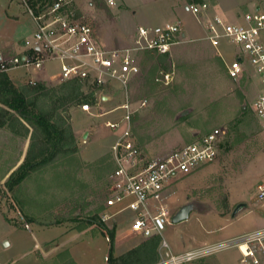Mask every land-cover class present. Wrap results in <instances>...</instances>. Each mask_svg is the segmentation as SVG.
<instances>
[{
  "label": "rangeland",
  "instance_id": "1",
  "mask_svg": "<svg viewBox=\"0 0 264 264\" xmlns=\"http://www.w3.org/2000/svg\"><path fill=\"white\" fill-rule=\"evenodd\" d=\"M128 1L130 8L123 7L121 0H114L113 5H109L106 0H77L72 9L79 21L93 23L96 27V42L100 48L105 49L115 47L116 40L123 38L129 45L131 40L137 39L140 26H152L166 21L181 23L189 35H204L197 16L186 10L183 1ZM28 9L24 0H0V44L5 40L20 49L26 40L28 48L35 46L33 33L37 31L38 25L34 15L28 14ZM171 50L172 54L165 55L164 59L151 53L137 55L140 74L131 77L126 86L118 81H108L99 88L86 81L81 88L84 103L72 109H60L65 124L71 128L69 134L72 132L76 137V143L72 140L65 142L68 151L74 147L78 149L76 162L45 165L31 172L13 191L9 189L7 181L15 172L11 170L12 165L17 163L22 154L17 143L21 146L25 141L27 144L24 162L32 144L33 128L23 121L29 129L28 135L15 134L8 128L0 129V262L102 264L110 251V245L113 249L115 247L116 252L113 253L117 254L128 249L130 251L147 241L132 232L131 214L128 211L106 222L102 218L105 213L112 215L116 212V209H105L110 187L108 178L114 170L110 152L118 135V132L107 126V121H121L126 110L118 109L110 114L107 112L124 104L126 97L129 100V111L133 114L134 135L147 159L163 157L216 128L224 131L215 161L194 173L178 174L168 182L170 196L165 205L169 206L172 217L182 206L194 200L199 201L207 211L223 212L229 210L231 195L239 197L244 194L243 197L249 199L258 198L257 185L264 183V130L256 121L251 108L254 91L250 76L238 80L228 77L225 64L235 59L234 47L222 44L217 49L224 61L218 56L217 50L201 38L187 39ZM26 70L29 74L25 73ZM42 71L47 72L48 78L42 81L50 88L61 85L58 63L47 61ZM43 72L34 67L22 68L12 78L26 84L32 80L38 81H27V77L40 76L39 73ZM92 92L94 95H91ZM101 95L111 97L112 100L102 101ZM92 96L99 97L97 103L101 107L94 105ZM86 104L91 105V112L82 109ZM185 110H188V115L181 117L180 114ZM85 134H88L86 138ZM13 139L17 142L14 145L10 141ZM22 197L27 199V203L35 205L33 209L36 211L41 205V212L37 211L39 215L24 213L20 203ZM257 204H254L255 213L261 212L264 206L262 202ZM154 205L159 206V203L155 202ZM19 211L25 223L28 222V216L40 219L45 227L35 222L25 224ZM6 214L12 222H23L22 227L8 223ZM113 220L118 221L117 226L113 225ZM223 223L228 227L220 231ZM116 227L118 236L113 239L111 233L117 234ZM244 229L245 223L241 227L231 222L230 218L221 220L209 212L193 211L181 223L173 224L171 219V224L167 225L160 240L165 239L170 250L178 254L189 249H201V245L206 242H218L212 246L220 244V241L226 243L235 239L226 238ZM72 234L76 236L70 237ZM124 234L135 237L131 249L127 247L130 246L129 240H121ZM131 236L128 238L133 239ZM62 242L68 244L61 247V255L51 257L53 255L44 252L47 257L39 258L38 251L41 248L46 250V247ZM213 254L191 264H211ZM225 257L234 260V264H246L240 262L243 258L237 252H223L214 259L218 261Z\"/></svg>",
  "mask_w": 264,
  "mask_h": 264
},
{
  "label": "built area",
  "instance_id": "2",
  "mask_svg": "<svg viewBox=\"0 0 264 264\" xmlns=\"http://www.w3.org/2000/svg\"><path fill=\"white\" fill-rule=\"evenodd\" d=\"M74 0H54L43 13L34 15L38 29L34 32L36 41L28 52L0 61V71L9 72L18 68L34 67L42 70L47 61L59 64V81L83 80L98 86L108 81H118L126 86L131 76L140 73L136 56L142 51L161 54L184 41L180 24H165L156 27H139L138 37L123 48H100L95 39V30L87 21H78L70 17L68 10ZM109 5L114 0H107ZM191 12L202 16L208 8L206 3L190 5ZM264 12L256 11L244 16V23H227L219 17L206 24V40L214 47L228 44L239 51V56L227 65L228 76L238 80L250 75L257 77L261 89L251 104L253 113L264 130ZM249 64L250 66H247ZM32 80L30 83L35 84ZM97 104V103H96ZM96 107H101L99 104ZM82 109L91 112L90 104ZM114 109V110H113ZM107 112L125 109L121 121H107V126L118 132L112 147L115 168L109 176V195L106 208H116L112 215L103 214V221L114 218L118 213L131 211L134 216L131 230L145 238L162 236L167 225L171 224L172 214L165 205L169 195L168 182L178 174L187 175L205 164L212 163L218 156L219 143L224 131L216 128L190 144L181 146L169 154L147 159L138 145L133 132V120L129 111V102ZM258 197L264 201V183L257 185ZM155 202L159 206L154 205ZM264 229L235 238L226 243L205 248L174 253L165 239L161 249L165 251L162 259L154 264H191L212 252L238 246L245 260L256 258L258 249L264 251ZM245 247V249H243ZM214 255V254H213Z\"/></svg>",
  "mask_w": 264,
  "mask_h": 264
},
{
  "label": "trees",
  "instance_id": "3",
  "mask_svg": "<svg viewBox=\"0 0 264 264\" xmlns=\"http://www.w3.org/2000/svg\"><path fill=\"white\" fill-rule=\"evenodd\" d=\"M26 2L29 9L35 15H39L49 8L54 0H26ZM160 57L164 59L166 56L160 55ZM84 83L87 82L71 80L53 88L44 81L21 84L7 72L0 71V104L3 105H0V129L8 128L15 134L28 135L29 129L24 126L23 121L33 128L32 144L27 156L7 181L10 190L13 191L19 183L29 177L31 172L45 165L76 162L78 149L74 147L68 151L65 144L66 140L76 143V137L72 132L69 134L71 128L65 124L66 120L62 117L60 109L61 107L72 109L84 103L85 98H81V88ZM91 95L94 93L92 92ZM91 101L96 103L93 96ZM5 218L12 225L18 227L23 225V222L21 224L12 222L7 214ZM26 219L28 222L34 221L28 216ZM111 237L115 238L114 232L111 233ZM160 242V236H155L121 256H115L111 247L108 264H154L160 260L158 252Z\"/></svg>",
  "mask_w": 264,
  "mask_h": 264
},
{
  "label": "crops",
  "instance_id": "4",
  "mask_svg": "<svg viewBox=\"0 0 264 264\" xmlns=\"http://www.w3.org/2000/svg\"><path fill=\"white\" fill-rule=\"evenodd\" d=\"M25 1L26 0H24V2ZM76 1L77 0H74V2L72 3V5L70 6V9L68 11L72 13V15H69L70 17H72L75 20H78V18H76L77 17L76 12L74 11V9H72L73 7H75ZM180 1H183L186 4V6H185L186 7V10H188L189 12H191V10L189 8L190 5H201V4H204V3H206L208 5V8L206 10H203L202 16L197 17V20L199 22L198 23L199 26L201 27V29L203 28V30H204V35H202L200 37H195V36L189 35L188 32L185 30V28L182 26L181 23H174V22H170V21H166V22H163V23L155 24V25H152V26H147V25H145V26H147V27H156V26H162V25H165V24H168V23H171V24H180L182 26V38L184 39V41L187 40V39H190V40L194 39V40H196L198 38H201L203 40H206L205 39L206 38V24H207V22L213 20L215 17H219V18H221L222 20H224L227 23L241 24V23H244V16H245V14L251 13V12H256V11L264 12V0H180ZM121 4L125 8H130L131 7L128 0H121ZM27 12H28V10H27ZM29 13H30V11L28 12V14ZM87 22L94 28L95 35H96V27L93 25V23H91L89 21H87ZM140 27H142V26H140ZM191 31H192V33H195L193 30H191ZM33 35H34V33H33ZM262 39L264 41V33L262 35ZM1 40L2 39L0 38V42H1ZM132 41L133 40H131V42H129V45L132 43ZM2 42L3 43L0 44V61L3 60V59H6L7 57L10 58L12 56H17V55L24 54V53L28 52L29 49L32 48V47H30V48L27 47L28 42L26 40L23 41L22 47L20 49H17V47L14 44L9 43V42H6L5 40L2 41ZM129 45H128V42L126 43V40H124V38H123V39L118 40V41L116 40L115 47H112L111 46V47H106V48H108V49L120 48V47L123 48V47H127ZM226 45H228V44H226ZM214 49L217 50L218 48H214ZM233 51H234V58L236 59L237 56H239V51L235 47H234V50ZM143 53L144 54L151 53V54H156V55H171L172 54V50H170V52L165 53V54H161V53H157V52H151V51H142L138 55H141ZM217 54H218V56L221 59H223L222 54L219 53L218 50H217ZM223 61H224V59H223ZM225 65L227 66L228 64H225ZM21 70H22V68L21 69L18 68L16 70L10 71L9 74L12 77H14V74L15 75H18ZM226 70H227V67H226ZM46 71L48 72V70H46ZM46 71L43 72L42 70H39V72H43V73H39L40 76H36V77L35 76H32L30 78L27 77L26 80L29 81L30 79H38V81H39L41 79V81L42 80L45 81V80L48 79V78H46V74H47ZM22 73H24V72H22ZM25 73L26 74H29V71L26 70ZM249 73H250V75H249L250 76V80L252 81V82L251 81L250 82L253 85L251 88L254 91V93H253V95H254L253 96V101H254V99L257 97L258 93L260 92V89H261L260 87L261 86H259L260 83H259L257 77L255 76V74H253V72L251 70H250ZM252 75H254V76H252ZM135 76H137V75H135ZM135 76H131V77H135ZM246 76H248V75H246ZM244 78H245V76L242 77V79H244ZM61 83H63V82H61ZM103 86L104 85H101V86H98V87L100 88V87H103ZM95 97H96L95 98V102L97 103L99 97H97V96H95ZM101 98H102V95H101ZM127 101L129 102L128 98L126 97V102ZM105 102H109V101H105ZM96 103L94 105L99 104V103H97V104ZM254 117H255L256 121L258 122V124L260 125V123L257 120L255 114H254ZM87 135L88 134H85L84 138H86ZM198 137H201V136L199 135ZM197 138H195L194 141ZM116 139H117V137L115 138V141H116ZM10 141H11L12 145H14L15 143H17L16 140H14V139L13 140H10ZM18 141H19V139H18ZM17 145H18L17 148L18 147L20 148V151H22V154L20 153L19 157L17 156L18 157V159H17V163L18 164L15 163L14 165H12L13 168L11 170H14V171H16L17 170L16 167L20 166L21 163L23 162V158H24V156L26 154V151H27V144L25 143V141L21 144V146L18 143H17ZM262 152H263V155H264V149H262ZM110 161L112 162V165L115 168V162H114V159H113L112 149H111V152H110ZM205 165H203L202 167H204ZM202 167H200L199 169H201ZM192 173H194V172H192ZM108 180H109V178H108ZM169 192H170V190H169ZM243 196H244V194L240 195L239 197H237V196H234L233 197L231 195L230 196V199H229V208H228L229 210L228 211H223V212L207 211L206 209H203L202 208L203 205H201L199 201L194 200L195 202H197V206H196V209L194 211L201 212V213L209 212L210 214L217 216L221 220H226V219L230 218L231 219V222L238 223V224H240L241 227H242V224L245 223V229H244V231L241 230L239 233H236L232 237H228L225 240L232 239V238H238V237L244 236L246 234H250V233L255 232V231L263 230L264 229V206H262L263 210L261 212L255 213L254 204L261 203V202L264 203V201H261L259 199V197L258 198L256 197L257 199H253V198L249 199L247 196H245V197H243ZM20 203H22V206H23L22 208L25 211L24 212L25 214L28 213L31 216V214L39 215L38 213L41 212V205L38 206V208H37L38 213H37V211L33 209L35 205L33 206L30 202L27 203V199L25 197L20 198ZM239 204H245V207H243L242 210L237 214V216L233 218L232 217V213H233L234 209ZM16 207H17V205H16ZM36 207H37V205H36ZM105 209H107L106 208V201H105ZM113 209H116V208H113ZM128 212L131 214V221H132L134 214L131 211H128ZM19 213H20V211H19ZM20 214H21V217L23 218L24 223H25V218L22 216V213H20ZM119 214H121V213H118V215ZM115 218H117V215L115 216ZM33 222H35L40 227H45L43 225L44 222L41 221L40 219L34 218V221ZM27 223H25V224H27ZM112 223H113L114 226H117L116 224L118 223V221L113 220ZM227 227H228V225H226L225 223H223L222 224V227H220L219 229H220V231H223V229H225ZM116 230H117V234H115V238L117 239V236H118V227H116ZM211 232L212 231H210L208 233L210 234ZM77 235H79V234H77ZM137 235L139 237L141 236L139 234H137ZM75 236H76L75 234H72L70 237L73 238ZM129 236H131V235H125L124 234V235H122L121 240L122 241H124L125 239L129 240L128 243L130 244V246L127 245V247H129L131 249V247H134L132 245L133 244L132 243V240H135V237L134 236L133 237L131 236L133 239H130V238H128ZM141 237L144 238L145 240H149L150 239V238H145L143 236H141ZM136 238H138V237H136ZM222 242L223 241H220L219 243H222ZM263 242H264V239H263ZM217 243L218 242L213 243V244H209V243L206 242L205 244L201 245V248L202 247H207V246H212V245H215ZM67 244H68L67 242H62L61 244L59 243V244H56V245H54L52 247H49V248L46 247V250H43L41 248L38 251V253H39L38 256H39V258L40 257H42V258L47 257V256H45L46 254L44 252H48V254L53 255L51 257H54V255L57 257L58 255H61L60 252L63 251V250H60L61 247L62 246H65ZM3 245H4V241H3ZM115 250L116 249L114 247V252H116ZM189 250H193V249H189ZM40 251H42V252H40ZM128 251H129V249L126 250V251L117 253V254L115 253L114 255L115 256H121V255L127 253ZM185 251H187V250H185ZM110 252H111V245H110V251H108V254H106L105 261L102 264H108V259H109V256H110ZM158 252H159V255L161 253L162 256L165 254V252L161 249V243H160V247L158 249ZM181 252H183V251H181ZM223 252H227V253L237 252L243 258V259H241L240 262L244 261V263H246V264H251L253 262V264H256L254 262V260H255L254 257H250L251 259H253L252 262L249 261L250 258H247L245 260L244 255L242 253V250L238 246H233V247H230V248L221 250V251L215 253L212 256L216 257L218 254L223 253ZM41 253H42L43 256L41 255ZM161 257H160V259H161ZM214 257L211 258V264H234V260H229L228 257H225V258H223L221 260H218V261H216V258L214 259ZM256 258L259 260V264H264V251L258 249V251L256 252ZM48 259H50V257ZM4 263H5V260H3V261L0 262V264H4ZM72 263L73 264H76L75 262H72ZM195 264H197V262H195Z\"/></svg>",
  "mask_w": 264,
  "mask_h": 264
},
{
  "label": "water",
  "instance_id": "5",
  "mask_svg": "<svg viewBox=\"0 0 264 264\" xmlns=\"http://www.w3.org/2000/svg\"><path fill=\"white\" fill-rule=\"evenodd\" d=\"M102 101H111L112 98L111 97H106V96H102ZM188 110L183 111L180 116L181 117H185L188 115ZM197 206V202H191L188 204H185L184 206H182L176 213L175 215L172 217V223L173 224H178L180 222H183L185 220H187L190 217V214L196 209ZM245 207V204H239L233 211L232 213V217H236L237 214L242 210V208Z\"/></svg>",
  "mask_w": 264,
  "mask_h": 264
},
{
  "label": "bare ground",
  "instance_id": "6",
  "mask_svg": "<svg viewBox=\"0 0 264 264\" xmlns=\"http://www.w3.org/2000/svg\"><path fill=\"white\" fill-rule=\"evenodd\" d=\"M244 249H245V247H244Z\"/></svg>",
  "mask_w": 264,
  "mask_h": 264
}]
</instances>
